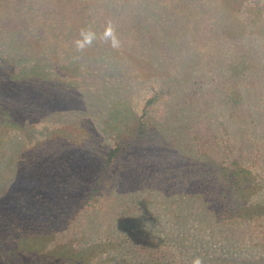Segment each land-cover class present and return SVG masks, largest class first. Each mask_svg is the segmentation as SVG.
<instances>
[{
  "label": "trees",
  "instance_id": "obj_1",
  "mask_svg": "<svg viewBox=\"0 0 264 264\" xmlns=\"http://www.w3.org/2000/svg\"><path fill=\"white\" fill-rule=\"evenodd\" d=\"M160 5L155 29L106 53L103 33L120 39L128 9L0 0V48L36 61L10 79L47 122L42 140L26 131L38 141L17 164L6 228L0 218V263L233 264L236 249L214 241L264 234V0H204L173 18ZM81 30L95 39L78 51ZM11 112L0 102L7 126Z\"/></svg>",
  "mask_w": 264,
  "mask_h": 264
},
{
  "label": "rangeland",
  "instance_id": "obj_2",
  "mask_svg": "<svg viewBox=\"0 0 264 264\" xmlns=\"http://www.w3.org/2000/svg\"><path fill=\"white\" fill-rule=\"evenodd\" d=\"M106 1V6L113 7L115 5L118 10L128 9L132 20L128 22L130 28H126V31L122 32L120 36H122L119 41L120 45H122V41L124 37L134 36L136 32L134 30H139L140 32H148L150 29H155L156 23H151L153 19L156 18V11L159 8L158 3H160L162 9H166L168 16L173 18L174 15L178 14V11L175 12L181 7L186 8V12L193 8L194 5L198 6L200 9V3L202 4L204 0H149L147 4L143 5L144 0H102ZM98 2H94V5H97ZM177 3L180 4L177 5ZM133 8V9H132ZM188 9V11H187ZM215 10V9H214ZM213 9H210V15L214 16ZM181 12V11H180ZM186 12H181V16L186 15ZM162 23H165L166 20L161 19ZM182 20V18H181ZM163 24H161L162 26ZM100 32V29H97V34ZM119 36V37H120ZM138 41H135L133 44H137ZM100 44L97 46L99 47ZM110 49V53H113L115 48L111 46L110 41H106V53ZM104 51V50H101ZM109 54H106V56ZM6 59V61H5ZM36 62L33 60L32 56H29L26 51H21L20 54H17L10 49L0 48V102L2 107L12 108L11 116L14 118V125L7 126L1 122L0 119V218L4 220L3 228H6L5 222L8 220L6 217L9 215V208L11 206L9 200V194L11 191L16 190L14 188L16 180H14L15 174L18 176L21 174L19 172L17 164L21 162L24 157V153L27 148H32L35 144V141L42 140L44 137H41L40 132L44 129V125L47 123L46 121H38L36 115L33 113V107L30 103V100L26 95H22L19 88V83L16 82L15 78L10 79V77H16L18 72L24 69L25 66H28L29 63ZM89 62V60H88ZM84 69V68H83ZM60 71V67H56V71ZM86 70L84 69V73ZM74 75L65 74L58 76L59 82H56V89L58 92H62L61 94H65V92L70 91L71 84L76 83L78 80V75L73 72ZM69 75V76H68ZM80 79V77H79ZM88 81L92 83H96L100 81V78L94 76H88ZM22 79L19 80L20 83ZM71 83V84H70ZM85 85L83 84L81 90L85 92ZM98 85V84H97ZM106 89H98L96 86H93L94 92L101 91L102 94L108 92L107 83L105 84ZM19 91V92H18ZM41 95V91H37ZM13 93V97H12ZM17 94V96H15ZM61 100V99H59ZM33 103V102H32ZM93 104H97L94 101ZM100 107L103 108V104L100 103ZM108 113L106 111V119ZM99 119V118H98ZM108 122V120H106ZM65 125L59 124L60 128ZM27 129H31L32 139L38 140H28L26 136ZM70 132L64 135V137L69 141H73L76 138H83L81 133H78L77 130L70 128ZM71 132L75 133L74 135ZM34 135V136H33ZM79 135V136H77ZM27 141H30L28 145ZM86 151H81V161L86 160ZM24 161V160H23ZM16 187V186H15ZM36 195L42 196L45 192L42 188H35ZM2 222V221H1ZM5 225V226H4ZM5 231V230H4ZM190 233L195 234V239L205 238L209 240L211 231L201 232L193 229ZM264 233V232H263ZM213 244L225 245L226 249L234 247L236 250L232 256H235V259L232 261L233 264H264V234L259 233L258 237H254L251 240L247 239V235L244 234V230L235 233L233 236H221L217 241H214ZM203 246L207 247L208 244H203ZM204 252H206V248H202ZM203 252V253H204ZM1 256V255H0ZM2 264V263H0Z\"/></svg>",
  "mask_w": 264,
  "mask_h": 264
},
{
  "label": "clouds",
  "instance_id": "obj_3",
  "mask_svg": "<svg viewBox=\"0 0 264 264\" xmlns=\"http://www.w3.org/2000/svg\"><path fill=\"white\" fill-rule=\"evenodd\" d=\"M80 37L82 38L75 41V45L78 51H82L83 49H85V47L92 44L93 40L95 39V33L92 31L81 30ZM103 39L106 41H110L113 48L120 47V41L117 38L114 28L111 24L106 27L103 33ZM192 264H202V260L200 258H196L192 262Z\"/></svg>",
  "mask_w": 264,
  "mask_h": 264
}]
</instances>
